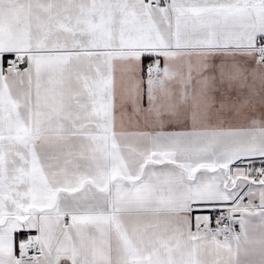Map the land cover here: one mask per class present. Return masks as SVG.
<instances>
[{"label":"snow or ice","instance_id":"snow-or-ice-1","mask_svg":"<svg viewBox=\"0 0 264 264\" xmlns=\"http://www.w3.org/2000/svg\"><path fill=\"white\" fill-rule=\"evenodd\" d=\"M256 157L264 0H0V264H264Z\"/></svg>","mask_w":264,"mask_h":264},{"label":"crops","instance_id":"crops-1","mask_svg":"<svg viewBox=\"0 0 264 264\" xmlns=\"http://www.w3.org/2000/svg\"><path fill=\"white\" fill-rule=\"evenodd\" d=\"M238 164L240 167H249V166L252 167L253 165H256V164H264V161H262L261 158L256 157V158H250V161L246 159L243 162H238ZM207 211L209 210L203 209V210H200L198 214H205Z\"/></svg>","mask_w":264,"mask_h":264},{"label":"built area","instance_id":"built-area-1","mask_svg":"<svg viewBox=\"0 0 264 264\" xmlns=\"http://www.w3.org/2000/svg\"><path fill=\"white\" fill-rule=\"evenodd\" d=\"M262 166H264V164H256V165H253L252 167L259 168V167H262ZM207 213H208V211L205 214H207ZM236 227H237V230H238V225Z\"/></svg>","mask_w":264,"mask_h":264}]
</instances>
